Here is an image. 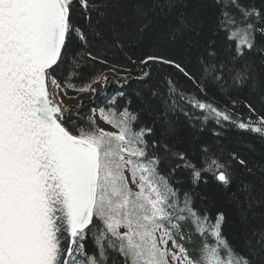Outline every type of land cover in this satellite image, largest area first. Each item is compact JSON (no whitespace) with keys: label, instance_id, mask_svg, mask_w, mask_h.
Instances as JSON below:
<instances>
[{"label":"snow or ice","instance_id":"6c2138e0","mask_svg":"<svg viewBox=\"0 0 264 264\" xmlns=\"http://www.w3.org/2000/svg\"><path fill=\"white\" fill-rule=\"evenodd\" d=\"M210 122L264 137V0H0V264H264V165L195 143Z\"/></svg>","mask_w":264,"mask_h":264},{"label":"trees","instance_id":"16d2710c","mask_svg":"<svg viewBox=\"0 0 264 264\" xmlns=\"http://www.w3.org/2000/svg\"><path fill=\"white\" fill-rule=\"evenodd\" d=\"M117 59L121 60L123 63L121 57L118 56ZM113 74L115 75V73ZM116 87L117 86L115 84H110L107 88L109 94H111L116 89ZM135 88V82L131 83L128 87V94L130 96L133 95V90ZM80 94L82 93H77L69 89L67 97H76ZM92 99L83 101V107L81 109L82 112L87 113L89 107L93 106L90 104ZM95 99L97 102H100L101 100L100 97H96ZM257 107L259 108L258 104ZM236 111L243 117L248 116L247 109H245L242 105L238 106ZM207 129H215L217 132H220L221 135L219 137L213 136L211 132L207 130L202 133H196L195 135H197L199 139L195 141V143H199L201 140L206 141L209 146L217 153V155H222L226 158L230 153L237 152L241 156L247 158L252 164L264 165V137H261L259 134L250 131L241 130L238 127L228 123H225L223 127H219L210 122L207 125ZM193 135V130L187 127V122L181 117L176 126V137L180 138L183 147H190L193 145ZM191 155L192 158L198 163L199 153L193 149ZM161 172L162 174H167V165L162 166ZM180 176L184 180V184L175 186L181 188V191L191 188V185L187 179V174L182 173ZM195 191L206 194L210 199H216L220 189L211 179V177H209L208 185L201 184L195 189ZM223 203L224 206H228L227 201H224ZM193 206L197 209L202 207V202L198 196H193ZM185 230L193 231L190 224L185 225ZM243 231V226L240 224L238 216H236L233 212L229 221V226L224 231V235L237 250L241 249L244 245ZM193 245L195 248L193 251H191V255L196 257L198 255V249L201 245V238L194 234V232L192 235V243L191 245L187 246L192 249ZM86 248L89 251L94 250L91 237H89Z\"/></svg>","mask_w":264,"mask_h":264},{"label":"rangeland","instance_id":"374dc122","mask_svg":"<svg viewBox=\"0 0 264 264\" xmlns=\"http://www.w3.org/2000/svg\"><path fill=\"white\" fill-rule=\"evenodd\" d=\"M107 75H109L110 77H114L115 76L113 73H107ZM94 86L97 87V88L101 87V85H94ZM61 97L63 98L64 104L68 105V106H78V105H80L81 101L90 100V99L93 98L91 93H82V94H80V95H78L76 97H67V96L63 95V92H61ZM96 122L102 128H105L107 130H113V129L110 128L109 125H107L99 117H97V121ZM208 243L212 244V243H214V241L211 238H209ZM189 245H191V244H189ZM194 248L195 247L193 245L192 250H194ZM190 254H192V253H190Z\"/></svg>","mask_w":264,"mask_h":264}]
</instances>
